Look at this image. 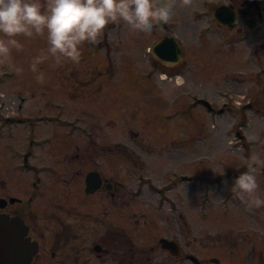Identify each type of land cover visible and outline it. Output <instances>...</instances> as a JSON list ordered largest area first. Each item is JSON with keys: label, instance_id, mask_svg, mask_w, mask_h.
<instances>
[{"label": "rangeland", "instance_id": "obj_1", "mask_svg": "<svg viewBox=\"0 0 264 264\" xmlns=\"http://www.w3.org/2000/svg\"><path fill=\"white\" fill-rule=\"evenodd\" d=\"M208 1L218 2L197 0L194 9L178 7L174 19L165 24L167 33L158 26L146 34L123 22L115 24L107 46L103 39L96 64L87 51L86 61L65 63L68 70L74 66L81 78H65L64 84L51 59L39 66L45 73L43 84L29 70L32 58L47 48L46 38L17 37L24 48L13 50L12 64L22 67L23 74L0 66V171L20 165L19 156L30 139L38 142L53 135L51 151L67 152L75 145L92 151L97 169L120 185L130 204L115 211L112 219L128 229L136 247L143 246L141 237L153 234L177 238L183 255L264 264V207H249L232 193L238 175L227 173V168L245 163L243 150L249 158L256 154L264 159V111H246L247 121L238 131L248 148L238 147L233 133L227 132L236 111L222 106L219 96L223 82L217 52L212 50L208 58L204 44ZM165 36L175 38L183 50L181 62L172 68H163L148 53ZM257 55L264 61V52ZM226 66L231 73L229 63ZM236 66L241 77L238 95L262 84L255 78L257 71H250L243 59ZM161 69L175 71L176 77L160 79ZM91 70L97 74L84 78ZM78 80L80 88L74 86ZM198 98L206 99L215 112L222 107L223 113L207 112L197 104ZM252 135L260 139L252 142ZM34 149L37 161L47 162L41 159L40 148ZM258 182L264 196V177L258 176ZM95 199L101 205L96 213L106 211L100 196Z\"/></svg>", "mask_w": 264, "mask_h": 264}, {"label": "flooded vegetation", "instance_id": "obj_2", "mask_svg": "<svg viewBox=\"0 0 264 264\" xmlns=\"http://www.w3.org/2000/svg\"><path fill=\"white\" fill-rule=\"evenodd\" d=\"M206 11L204 44L207 57L216 49L223 82V93L219 95L222 97V106L236 111L234 123L227 127V132L233 133V142L238 147L248 148L245 137L238 128L247 121L246 111H264V61L257 55L264 52V0H218L216 5L208 1ZM115 26L109 24L106 27L98 44L86 43L83 46L81 62L87 60L86 51L90 52L88 56L94 59L93 63L99 54L102 56L99 51L103 47V39L107 46ZM242 59L249 64L250 71H257L255 78L262 84L259 82L260 85L254 91L240 96L235 90L237 84L241 83V77L235 69ZM227 63L231 73L226 71ZM160 65L163 68L173 67L162 63ZM72 68L68 70L65 63L58 66L57 78L62 84L65 83V78H81L79 71L74 66ZM94 74L97 72L91 70L90 74H84L83 77L89 76L91 79ZM162 75L165 78H175L176 72L161 69L158 71L160 79ZM260 75L263 76L262 79L258 78ZM74 84L80 88L81 82L78 80ZM234 96L240 97V101L235 100ZM199 99L201 98L197 99V104ZM20 100L23 101V98ZM199 105L205 108L203 104ZM209 106L211 110L205 108L207 112L223 113L222 107L215 112L210 103ZM41 138L38 142L30 139L29 146L25 150L23 148L24 153L19 156L20 165L0 171V176H5L0 177V225L7 228L13 224L20 229L23 239L30 244L29 250H34L29 264H229L215 257L197 258L188 254L189 252L183 255L176 237L173 239L147 235L141 237L143 246L136 247L135 239L128 229L112 219L113 213L124 210L130 201L125 199V193L119 191V184L97 169L95 153L81 150L79 145L67 152L51 151L50 143L55 141V136L44 135ZM34 147L40 148L44 154L41 159L47 162L37 161ZM241 154V158L246 159L245 163L236 168H227V173L233 174V171L239 176L247 170L249 157L246 150ZM51 159L53 163L50 162ZM90 173H97L98 176L89 177ZM259 176L264 177V173ZM87 179L93 185L98 184L92 193L86 192ZM183 179L192 181L191 177ZM97 195L106 209L100 214L96 213L97 208L101 207L97 205ZM140 213L146 220L144 213ZM137 222L134 221L135 224ZM142 233L141 231V236ZM160 239L174 242L179 250H164ZM146 241L154 242V245L148 246ZM1 249L17 250L16 247Z\"/></svg>", "mask_w": 264, "mask_h": 264}, {"label": "clouds", "instance_id": "obj_3", "mask_svg": "<svg viewBox=\"0 0 264 264\" xmlns=\"http://www.w3.org/2000/svg\"><path fill=\"white\" fill-rule=\"evenodd\" d=\"M197 0H0V66L14 67L13 50L24 45L17 37H45L47 48L33 57L29 70L37 83L43 84L45 73L39 66L51 59L54 66L80 64L82 49L98 44L109 24L123 22L131 30L150 34L154 26L171 22L176 9H194ZM22 75V67H14ZM256 142L257 135L249 137ZM234 181L231 192L249 207H264L258 176L264 173V159L253 154Z\"/></svg>", "mask_w": 264, "mask_h": 264}, {"label": "water", "instance_id": "obj_4", "mask_svg": "<svg viewBox=\"0 0 264 264\" xmlns=\"http://www.w3.org/2000/svg\"><path fill=\"white\" fill-rule=\"evenodd\" d=\"M218 13V10L217 12ZM162 26L165 31H167L166 25ZM151 54L153 57L162 62L167 66H174L175 64L180 63L182 60V49L175 38L170 36H165L159 41H157L151 49ZM207 107L208 110H211L209 103L207 101H200ZM90 176H98L97 173H90ZM87 177V178H89ZM87 193H92L95 189H97V185H93L92 181L89 182L87 179ZM99 183V180H97ZM17 231V233H13ZM12 232V233H11ZM161 247L164 250H179L177 245L174 242L167 241L166 239H160ZM5 247H16L17 250H2L1 248ZM30 244L28 241L23 239V234L20 232V229L12 224V227L4 228L0 225V264H29V261L32 257L34 250H29Z\"/></svg>", "mask_w": 264, "mask_h": 264}]
</instances>
